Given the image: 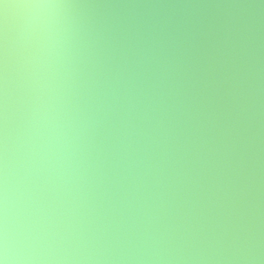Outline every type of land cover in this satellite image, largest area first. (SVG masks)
Returning <instances> with one entry per match:
<instances>
[{"label": "clouds", "instance_id": "obj_1", "mask_svg": "<svg viewBox=\"0 0 264 264\" xmlns=\"http://www.w3.org/2000/svg\"><path fill=\"white\" fill-rule=\"evenodd\" d=\"M0 264H264V0H0Z\"/></svg>", "mask_w": 264, "mask_h": 264}]
</instances>
